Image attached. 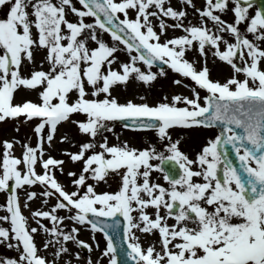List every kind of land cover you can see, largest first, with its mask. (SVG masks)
I'll list each match as a JSON object with an SVG mask.
<instances>
[{
    "label": "snow or ice",
    "instance_id": "1",
    "mask_svg": "<svg viewBox=\"0 0 264 264\" xmlns=\"http://www.w3.org/2000/svg\"><path fill=\"white\" fill-rule=\"evenodd\" d=\"M253 4L0 0V124L31 133L0 141V246L15 253L0 264H102L90 255L98 233L106 264H264V7ZM222 65L230 75L213 79ZM157 86L152 105L120 102ZM117 123L153 132L159 148L109 145ZM54 150L79 166L70 188ZM110 179L117 190L97 192Z\"/></svg>",
    "mask_w": 264,
    "mask_h": 264
},
{
    "label": "rangeland",
    "instance_id": "2",
    "mask_svg": "<svg viewBox=\"0 0 264 264\" xmlns=\"http://www.w3.org/2000/svg\"><path fill=\"white\" fill-rule=\"evenodd\" d=\"M196 3L197 5L199 6V0H196ZM77 7H79V5L77 4ZM3 15V12H0V16ZM192 17L190 16L189 19H191ZM90 22V20H89ZM181 33L179 32V34L177 35H180ZM169 35V33H168ZM104 38L106 41H109L110 42V38L107 36V34L104 35ZM211 55V54H210ZM189 59H191L192 57H189ZM123 59V57H122ZM214 59V58H213ZM209 63V62H208ZM199 65V64H198ZM200 66V65H199ZM209 67H211V65L209 64ZM220 68H226L225 66H221ZM170 73V71H169ZM171 74V73H170ZM171 75H174V74H171ZM229 76V74L227 73H221L220 70H217L215 72L212 73V78L213 79H220L221 81H223V79L225 77ZM186 83L190 84L191 83L189 81H185ZM172 89H169V88H165L163 89V92L167 93V92H171ZM162 92V89L157 86L155 89L153 90H148L146 88H141V89H136L135 92H132V91H126L124 92L121 96H120V102L123 103V102H126V100L128 99H132L134 103H141V102H144V101H141L139 99V96L140 95H144L146 97V102L147 103H150L152 102L154 99H158V94H160ZM175 92L177 93H182L184 95H189V91L187 89H184L182 87L180 88H176L175 89ZM17 100L13 103H19L20 100H21V97L24 96V93H20V92H17ZM202 95H204V93L202 92ZM27 99H33L34 101L38 102L37 98L35 95H29L26 97ZM162 98V97H161ZM74 118H82V117H74ZM13 127L14 125L10 122L8 124H0V141L4 140V139H11L13 137H16V138H19L21 139L22 141L24 140V137H25V134H28V135H31V133L29 132V129L27 127H24L23 125H21V132L19 134H17L15 131H13ZM66 130H69V126L67 124H63L59 127V132L57 133V141L59 140V136L61 133L65 132ZM114 132L119 136V140L116 139V136L111 134V133H105L106 136H108V142H109V145H112V144H116L118 143L122 137H124L125 141H127L129 143V145L131 147H134V144H135V141L138 142V139L140 136L139 135H136V133H128L127 131L119 128V127H115L114 128ZM147 135V134H146ZM151 137L153 139H156L155 137V134H151ZM87 139V138H85ZM153 139H150V143H154L158 148H159V141L156 139L155 141ZM57 141H54V147L57 145ZM34 145L35 143V139L33 137L32 141H31ZM45 148H47V145L45 144ZM58 148L60 151L62 150H70V151H77L78 148H73V147H70L69 144L67 143H64V144H59L58 145ZM140 149H143V145L140 144ZM185 150V149H184ZM21 147L20 145H15L14 146V155L19 157L21 155ZM47 155V153H46ZM52 155L53 156H56V158H64L62 156L59 155V152L58 151H53L52 152ZM66 160V158H64ZM153 163H158V161H154ZM64 168H65V175L64 176H60L59 174H57L58 176V179L60 180L61 183H64L66 185V187H69L70 188V181H69V178L67 177L66 173L67 171L69 170H73V171H78L79 170V166H73L71 165L70 162H67L66 160V163L64 165ZM37 171H40V169L38 168ZM160 175L162 177L161 174H157V173H153V178H155L156 176ZM160 179L157 181L159 182ZM109 184L110 185H114L116 184L115 182H113L111 179L109 180ZM35 190L39 191L38 188H36ZM117 189H112V187H107V186H101V187H98L97 188V192H101V191H108V192H113ZM23 198V197H22ZM54 202V201H52ZM5 203V198H4V195L3 194H0V204H4ZM31 203V206L32 208L34 209L35 207H37V204L36 203ZM24 210V213L23 215L25 217H29V211L26 210V209H23ZM4 213H0V215H3ZM61 215H63L64 213L61 212L60 213ZM28 223L31 225V226H35V224L31 221V219L29 218L28 220ZM67 223V222H66ZM4 226V225H3ZM70 227V225H69ZM81 239H85V240H88L89 238V234L86 233V232H82L81 233ZM97 240L99 241L100 243V249L99 251L95 250L93 251V253H91V258L93 259V261H95L96 259H101L102 261V264H106V258H102L100 257V251L103 250L104 248V241H103V238L102 236L98 233L97 234ZM37 243L39 244V237H37ZM73 251H78L77 249L73 248ZM41 254H44V253H41ZM82 255V254H81ZM89 256V254L87 253L86 256L82 255V257L84 259H87Z\"/></svg>",
    "mask_w": 264,
    "mask_h": 264
}]
</instances>
